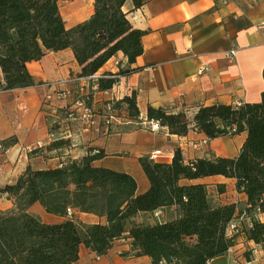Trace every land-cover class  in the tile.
<instances>
[{"label":"crops","instance_id":"1","mask_svg":"<svg viewBox=\"0 0 264 264\" xmlns=\"http://www.w3.org/2000/svg\"><path fill=\"white\" fill-rule=\"evenodd\" d=\"M94 1L60 3L65 28L90 18ZM140 1L139 8L133 6L132 0H126L121 8L130 25L145 33L141 39L143 53L133 64H128L118 52L95 74V82H73L80 67L72 51L50 52L26 66L38 85L0 92V189L14 184L28 166L32 170L52 169L68 160L81 159L88 149L105 153L93 166L131 176L136 195L149 188L139 159L149 157L153 151L171 154L156 161L165 163L171 162L176 149L181 151L185 163L238 156L245 132L208 140L194 130L178 137L170 135L166 128L154 133L133 129L123 104L111 113L110 124L106 125V106L134 95L142 123L148 107L160 108L167 114L184 113L192 119L201 107L260 103L264 94V0ZM231 50L234 56H226ZM202 68L208 70L200 72ZM126 70L132 72L119 74ZM109 78L115 79L113 86L98 90V81ZM78 97L92 111L91 127L64 115V109ZM179 184H205L213 202L235 204L240 211L247 206L246 195L236 191L233 179L212 176L181 180ZM219 185L224 187L221 191ZM12 207L7 196L0 193V212ZM29 212L47 224L70 218L47 214L39 204L32 205ZM71 213L84 224L106 223L104 217L77 210ZM175 217L174 207H169L153 214H139L134 221L154 223ZM255 218L264 223V212H258ZM243 219L238 230L228 227L226 231L228 237L234 236L233 247L209 264H264V242L254 244L247 240L244 231L249 220ZM74 264H151V260L135 257L131 240L122 238L114 241L103 256L81 245Z\"/></svg>","mask_w":264,"mask_h":264},{"label":"trees","instance_id":"2","mask_svg":"<svg viewBox=\"0 0 264 264\" xmlns=\"http://www.w3.org/2000/svg\"><path fill=\"white\" fill-rule=\"evenodd\" d=\"M70 1L0 0V92L38 85L26 66L50 52L70 49L80 67L79 78L94 76L118 52L128 64L143 53L145 33L126 19L121 10L126 0H95L90 18L66 29L59 8L60 3ZM132 2L135 8L141 6L140 0ZM114 83L113 78L99 80L98 90H108ZM119 104L126 106L130 118L138 119L134 95L113 103L112 109H119ZM145 120L178 137L194 130L208 140L243 132L246 139L234 159L185 163L179 149L170 163L140 158L149 182L141 195H136L131 176L93 166L105 157L102 150L88 149L81 159L52 169L28 166L14 184L0 189L13 204L10 210L0 212V264H74L81 245L103 256L122 238L131 240L135 257L146 256L151 264H206L233 247L234 236L228 237L226 231L234 221L241 225L243 218L249 220L244 231L247 240L264 242V223L255 218L257 212H264V94L257 104L201 107L192 119L184 113L167 114L148 107ZM212 176L233 179L236 191L246 195V208L240 211L235 204L213 202L205 184H179ZM217 188L221 191L224 187ZM34 204L47 214L70 218L44 223L29 212ZM169 207L175 209L173 220L134 221L139 214ZM73 210L104 217L106 223L76 222L71 218ZM246 261L250 262L248 256Z\"/></svg>","mask_w":264,"mask_h":264},{"label":"built area","instance_id":"3","mask_svg":"<svg viewBox=\"0 0 264 264\" xmlns=\"http://www.w3.org/2000/svg\"><path fill=\"white\" fill-rule=\"evenodd\" d=\"M226 56L228 57H233L234 56V50H231L228 54H226ZM208 68H202L200 69V72H204L207 71ZM96 81L95 75L91 76V77H87V78H75L74 81ZM96 88V86H95ZM112 104L113 103H109L106 106V112H107V117L105 120V124L109 125L110 124V120L112 119V115L111 113L114 111V109H112ZM241 104L236 103L234 105V107H239ZM64 115L66 118L75 121V122H80L83 124V122H85V125H88L87 127H91L93 125V115H92V111L85 106V103L83 101V98H80L76 101H74L71 105V107L65 108L64 109ZM143 125L147 124L149 127V130L151 132H158L160 130V127L158 126V124L153 123V122H146V120L144 119L142 122ZM193 148L196 149V146H193ZM1 149V146H0ZM167 156H171V154H165L164 152L160 151V150H156L153 151L150 155H149V159L153 160V161H157L159 159H166ZM71 213L69 212L68 215H70ZM232 229H236L237 226L236 225H231ZM160 264H164V263H160ZM206 264H209V262H207Z\"/></svg>","mask_w":264,"mask_h":264},{"label":"rangeland","instance_id":"4","mask_svg":"<svg viewBox=\"0 0 264 264\" xmlns=\"http://www.w3.org/2000/svg\"><path fill=\"white\" fill-rule=\"evenodd\" d=\"M65 17V16H64ZM73 82H77V81H73ZM53 87V86H52ZM78 89V88H77ZM78 99H80V97H78L77 98V100ZM47 112H49V109H48V111ZM130 118V117H129ZM130 120L132 121V125H130L131 126V128H133V129H142V130H144V131H147V132H151L150 130H149V127H148V125L147 124H145V125H143L142 123H141V121H139L138 119H132V118H130ZM143 122V121H142ZM141 123V124H140ZM151 133H154V132H151ZM158 161V160H157ZM57 166H59V165H57ZM258 213V212H257ZM256 213V214H257ZM33 215H35V214H33ZM36 217H38V216H36ZM39 218V217H38ZM71 218L74 220V221H79L78 219H76L75 217H72L71 216ZM40 219V218H39ZM41 220V219H40ZM42 221V220H41ZM244 221V219H242L240 222L242 223ZM234 225H236L237 226V228L236 229H232L231 228V226H230V228L232 229V230H238L240 227H241V225H239L238 224V222L237 221H234V223H233Z\"/></svg>","mask_w":264,"mask_h":264}]
</instances>
